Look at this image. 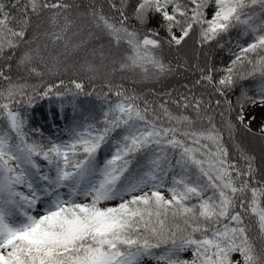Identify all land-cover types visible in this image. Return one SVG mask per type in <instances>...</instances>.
Segmentation results:
<instances>
[{
  "label": "snow or ice",
  "instance_id": "1",
  "mask_svg": "<svg viewBox=\"0 0 264 264\" xmlns=\"http://www.w3.org/2000/svg\"><path fill=\"white\" fill-rule=\"evenodd\" d=\"M256 108L264 0H0V264H264Z\"/></svg>",
  "mask_w": 264,
  "mask_h": 264
},
{
  "label": "trees",
  "instance_id": "2",
  "mask_svg": "<svg viewBox=\"0 0 264 264\" xmlns=\"http://www.w3.org/2000/svg\"><path fill=\"white\" fill-rule=\"evenodd\" d=\"M82 2L86 3L87 0H82ZM235 35V34H233ZM193 41H189V44L187 46V48L185 49V51L188 53V59L190 63H194V57L192 55V48H193ZM175 53H173L171 56L168 57V59H171L173 61V64L176 63L175 60ZM229 59V54L227 53V51H216V55L214 57V63H216L218 66H222L223 64H226L228 62ZM187 77V81L186 78ZM195 77L192 75L191 72H184L182 69L179 70V73L171 76L168 78L167 84L168 86H176L178 88L179 91H184L183 88H180L179 86L185 82L191 81L192 79H194ZM247 83V82H245ZM126 86L131 87L132 85L127 84ZM137 91L139 92H146L147 91V87L149 86H145V85H137ZM157 87L159 88V86L157 85ZM239 94V89H237L236 94L232 95L230 98L235 102L236 100V96ZM251 94V93H250ZM151 95H149V99H151ZM47 104L46 102H41L37 108L35 109V112L33 114V120H32V124L33 126H39L42 121L40 119V114L42 112H44L46 110ZM45 131L47 132V128H45ZM186 255V254H185Z\"/></svg>",
  "mask_w": 264,
  "mask_h": 264
},
{
  "label": "rangeland",
  "instance_id": "3",
  "mask_svg": "<svg viewBox=\"0 0 264 264\" xmlns=\"http://www.w3.org/2000/svg\"><path fill=\"white\" fill-rule=\"evenodd\" d=\"M254 111H255V113L257 115V123H258L260 115H261L262 112H264V109L256 108ZM254 127H255V124H254ZM186 255H188V254H186ZM148 264H154V262L149 261Z\"/></svg>",
  "mask_w": 264,
  "mask_h": 264
}]
</instances>
